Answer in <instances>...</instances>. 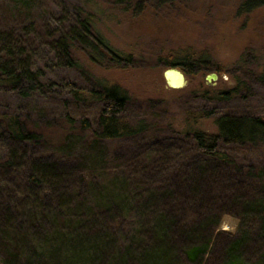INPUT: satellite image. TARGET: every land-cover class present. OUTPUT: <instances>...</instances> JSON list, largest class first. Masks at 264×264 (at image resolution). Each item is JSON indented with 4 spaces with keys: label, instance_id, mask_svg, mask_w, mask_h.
Listing matches in <instances>:
<instances>
[{
    "label": "trees",
    "instance_id": "16d2710c",
    "mask_svg": "<svg viewBox=\"0 0 264 264\" xmlns=\"http://www.w3.org/2000/svg\"><path fill=\"white\" fill-rule=\"evenodd\" d=\"M133 1L183 4L125 10ZM90 2L0 0V98L15 99H0V264H264V104L248 97L264 76L187 92L190 128L134 124L121 86L72 78L85 74L76 51L132 64ZM259 8L242 0L239 12ZM163 59L187 75L214 69L192 50Z\"/></svg>",
    "mask_w": 264,
    "mask_h": 264
},
{
    "label": "rangeland",
    "instance_id": "374dc122",
    "mask_svg": "<svg viewBox=\"0 0 264 264\" xmlns=\"http://www.w3.org/2000/svg\"><path fill=\"white\" fill-rule=\"evenodd\" d=\"M67 1L72 5L83 2ZM90 1V8L97 12L96 30L117 51L130 55L132 64L107 68L104 64L92 63L83 52L76 51L78 61L89 76L75 71L72 78L84 91L93 79L121 86L129 94V114L134 124L143 119L148 127L160 130L190 128L195 125L191 113L197 109L184 104L190 97L187 92L198 95L208 86L227 90L236 84V78L247 79L243 75L245 69L264 76V8L241 13L242 0H183V4L167 6L165 10L159 6L135 9L133 1V6L125 10L123 0ZM255 4L249 3L248 8ZM188 50L210 59V67L214 69L186 74L184 88H169L163 75L167 67L161 58L171 53L183 56ZM211 73L217 74L218 78L210 84L207 75ZM183 89L187 91L183 92ZM86 96L90 105V94ZM248 97L264 104V87L257 83L254 94ZM0 99L15 101L9 95ZM200 125L209 132L216 131L211 120ZM60 135L59 128L53 130V137ZM236 226L234 218H224L222 229L234 231Z\"/></svg>",
    "mask_w": 264,
    "mask_h": 264
},
{
    "label": "water",
    "instance_id": "95a60500",
    "mask_svg": "<svg viewBox=\"0 0 264 264\" xmlns=\"http://www.w3.org/2000/svg\"><path fill=\"white\" fill-rule=\"evenodd\" d=\"M163 75L169 88L182 89L187 85L186 74L177 67L165 69ZM217 78V74L211 73L207 75V82L211 84L212 80H217Z\"/></svg>",
    "mask_w": 264,
    "mask_h": 264
}]
</instances>
